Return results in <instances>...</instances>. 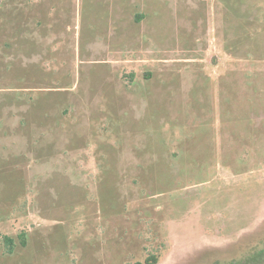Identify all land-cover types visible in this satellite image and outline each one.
<instances>
[{
  "label": "rangeland",
  "instance_id": "1",
  "mask_svg": "<svg viewBox=\"0 0 264 264\" xmlns=\"http://www.w3.org/2000/svg\"><path fill=\"white\" fill-rule=\"evenodd\" d=\"M149 254L264 264V0H0V264Z\"/></svg>",
  "mask_w": 264,
  "mask_h": 264
},
{
  "label": "trees",
  "instance_id": "2",
  "mask_svg": "<svg viewBox=\"0 0 264 264\" xmlns=\"http://www.w3.org/2000/svg\"><path fill=\"white\" fill-rule=\"evenodd\" d=\"M5 241H6V244H7V250L9 251V252H11L12 251V240L10 239V238H8V237H5ZM157 261H158V258H157V256L155 255V254H149L146 258H145V260L143 261V262H141V261H136V262H134L133 264H156L157 263Z\"/></svg>",
  "mask_w": 264,
  "mask_h": 264
}]
</instances>
